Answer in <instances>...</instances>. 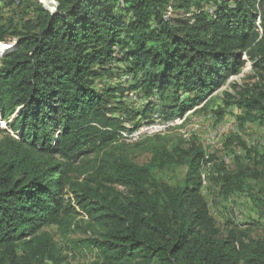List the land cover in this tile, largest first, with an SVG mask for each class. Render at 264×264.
<instances>
[{
	"label": "trees",
	"instance_id": "obj_1",
	"mask_svg": "<svg viewBox=\"0 0 264 264\" xmlns=\"http://www.w3.org/2000/svg\"><path fill=\"white\" fill-rule=\"evenodd\" d=\"M55 2L33 5L22 30L0 23V42L17 44L0 56V263L68 264L42 231L55 226L66 240L86 232L94 264H264L263 155L241 143L247 164L210 177L222 199L248 196L259 220L247 224L263 230L251 237L230 219L217 228L202 193L212 158L194 136L138 142L142 164L119 142L154 111L207 108L247 63L253 82L221 100L264 127V0ZM179 166L183 179L165 182Z\"/></svg>",
	"mask_w": 264,
	"mask_h": 264
},
{
	"label": "rangeland",
	"instance_id": "obj_2",
	"mask_svg": "<svg viewBox=\"0 0 264 264\" xmlns=\"http://www.w3.org/2000/svg\"><path fill=\"white\" fill-rule=\"evenodd\" d=\"M17 2L18 0H0V23L7 25L11 21L17 30H22L25 20L33 16L30 11L33 5L40 4L42 8L50 13L55 11L57 5L55 0H20L19 4ZM1 44H4L6 48L7 46L14 47L16 39L14 35L8 33L6 41H1ZM251 70V64L247 63L242 69L241 75L229 78L220 90L214 92L213 98L215 99L209 101L207 108L192 110L187 113L181 125L170 127L162 134H153L147 138L160 136L163 142L169 146L175 143L184 145L190 136H194L202 145L205 153L212 158V165L203 170L204 174L202 176H204L205 183H203L202 193L208 202L217 228L221 232L225 231L227 220L230 219L237 225L238 229L245 230L248 228L251 237H258L261 236L263 230L260 227L247 224L249 221L259 220L257 211L249 202L248 196L235 193L229 195L226 199H222L217 195L219 185L214 179L210 178L213 172L218 173L220 163L224 164L225 170L236 168L235 160L237 157L240 158L241 163L247 164L244 159L245 150L241 143H244L254 153L264 156V127L258 121L243 124L238 116H244V110L237 109L233 104L225 107L221 100V95L224 93L229 92L232 94L243 84L253 82V79L245 78V74L249 75L252 72ZM233 84L237 85V89L232 88L231 85ZM132 99L133 95L126 97L127 101ZM215 110L221 112L215 113ZM0 125L3 126L4 124L0 122ZM3 136L4 134H0V137ZM122 143L125 145L124 152L133 161L139 164L149 161L150 155L142 151L141 146H136L138 142L128 144L122 141ZM185 169V166H179L174 171L163 174V180L175 186L176 181L183 179ZM248 184L255 192L261 186L262 181L249 180ZM42 231L49 232L52 240L58 244L62 250L61 253L66 257L65 263L94 264L95 251L88 246L86 232L76 231L71 233L66 240L61 237L60 231L55 226L45 227ZM0 264H3L2 261ZM34 264L48 263L45 257H42Z\"/></svg>",
	"mask_w": 264,
	"mask_h": 264
},
{
	"label": "built area",
	"instance_id": "obj_3",
	"mask_svg": "<svg viewBox=\"0 0 264 264\" xmlns=\"http://www.w3.org/2000/svg\"><path fill=\"white\" fill-rule=\"evenodd\" d=\"M11 49H13V47H10V50ZM1 52L2 50H0V56ZM134 96L135 94H133V98ZM141 99L145 100L144 97H142ZM187 113L182 117L169 121L164 119L158 112L154 111L151 113V116L148 121L143 122L134 128L131 127V124H124L126 129L120 131L119 142L123 141L125 143L130 144L146 139L147 137L153 134H162L170 127L181 125L185 120ZM202 177L203 183H205L204 176Z\"/></svg>",
	"mask_w": 264,
	"mask_h": 264
},
{
	"label": "bare ground",
	"instance_id": "obj_4",
	"mask_svg": "<svg viewBox=\"0 0 264 264\" xmlns=\"http://www.w3.org/2000/svg\"><path fill=\"white\" fill-rule=\"evenodd\" d=\"M4 49H10V46H7V48H6V46L4 44H1L0 50H4Z\"/></svg>",
	"mask_w": 264,
	"mask_h": 264
},
{
	"label": "water",
	"instance_id": "obj_5",
	"mask_svg": "<svg viewBox=\"0 0 264 264\" xmlns=\"http://www.w3.org/2000/svg\"><path fill=\"white\" fill-rule=\"evenodd\" d=\"M14 46H17V44L16 45H14ZM10 49H4V50H2V52H1V56L2 55H4L6 52H8Z\"/></svg>",
	"mask_w": 264,
	"mask_h": 264
},
{
	"label": "clouds",
	"instance_id": "obj_6",
	"mask_svg": "<svg viewBox=\"0 0 264 264\" xmlns=\"http://www.w3.org/2000/svg\"><path fill=\"white\" fill-rule=\"evenodd\" d=\"M157 135H159V134H157ZM142 141V140H141ZM140 142V141H139ZM122 143V142H121Z\"/></svg>",
	"mask_w": 264,
	"mask_h": 264
}]
</instances>
